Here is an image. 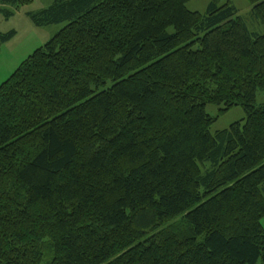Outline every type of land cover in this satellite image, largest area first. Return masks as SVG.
<instances>
[{
	"label": "trees",
	"instance_id": "obj_1",
	"mask_svg": "<svg viewBox=\"0 0 264 264\" xmlns=\"http://www.w3.org/2000/svg\"><path fill=\"white\" fill-rule=\"evenodd\" d=\"M189 1L30 14L69 22L0 85V264H264V33Z\"/></svg>",
	"mask_w": 264,
	"mask_h": 264
},
{
	"label": "rangeland",
	"instance_id": "obj_2",
	"mask_svg": "<svg viewBox=\"0 0 264 264\" xmlns=\"http://www.w3.org/2000/svg\"><path fill=\"white\" fill-rule=\"evenodd\" d=\"M57 0H33L32 3L15 8L9 4L0 3V32L16 31V35L0 47V85L8 80L20 64L35 50L45 45L62 28L68 24V20L60 23L37 25L31 19L30 14L38 13L52 6ZM212 0H191L187 7L192 11L206 12ZM228 0H220L223 4ZM245 19L249 29L258 33H264V27L258 19L252 15V4L248 0H231ZM13 11V15L6 17L4 11ZM257 103H264V91L257 93ZM214 104L207 105V112L212 116H218L213 123V133L229 128L233 123L246 118L245 110L238 105L226 112H220V108ZM222 111V110H221ZM177 222V221H176ZM264 224V219H263Z\"/></svg>",
	"mask_w": 264,
	"mask_h": 264
}]
</instances>
